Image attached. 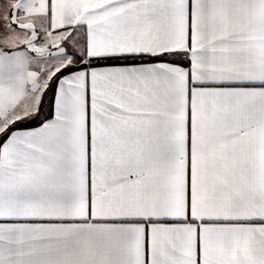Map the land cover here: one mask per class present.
I'll return each mask as SVG.
<instances>
[{"label":"snow or ice","instance_id":"snow-or-ice-1","mask_svg":"<svg viewBox=\"0 0 264 264\" xmlns=\"http://www.w3.org/2000/svg\"><path fill=\"white\" fill-rule=\"evenodd\" d=\"M0 264H264V0H0Z\"/></svg>","mask_w":264,"mask_h":264}]
</instances>
